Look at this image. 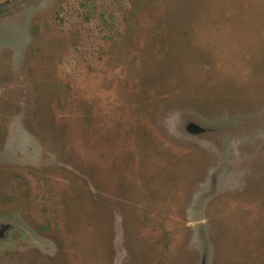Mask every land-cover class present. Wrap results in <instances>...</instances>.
Returning a JSON list of instances; mask_svg holds the SVG:
<instances>
[{"label": "rangeland", "instance_id": "obj_1", "mask_svg": "<svg viewBox=\"0 0 264 264\" xmlns=\"http://www.w3.org/2000/svg\"><path fill=\"white\" fill-rule=\"evenodd\" d=\"M0 5V264H264V0Z\"/></svg>", "mask_w": 264, "mask_h": 264}, {"label": "trees", "instance_id": "obj_2", "mask_svg": "<svg viewBox=\"0 0 264 264\" xmlns=\"http://www.w3.org/2000/svg\"><path fill=\"white\" fill-rule=\"evenodd\" d=\"M91 0H85L84 2L80 3V7L84 10V12L86 13L85 15V21L89 22L91 19V12L89 11V7H88V2Z\"/></svg>", "mask_w": 264, "mask_h": 264}, {"label": "water", "instance_id": "obj_3", "mask_svg": "<svg viewBox=\"0 0 264 264\" xmlns=\"http://www.w3.org/2000/svg\"><path fill=\"white\" fill-rule=\"evenodd\" d=\"M8 1H11V0H0V5L6 3V2H8Z\"/></svg>", "mask_w": 264, "mask_h": 264}, {"label": "flooded vegetation", "instance_id": "obj_4", "mask_svg": "<svg viewBox=\"0 0 264 264\" xmlns=\"http://www.w3.org/2000/svg\"><path fill=\"white\" fill-rule=\"evenodd\" d=\"M1 12H2V11H1ZM1 12H0V23H1V20H2V17H3V16L1 15V14H2Z\"/></svg>", "mask_w": 264, "mask_h": 264}]
</instances>
